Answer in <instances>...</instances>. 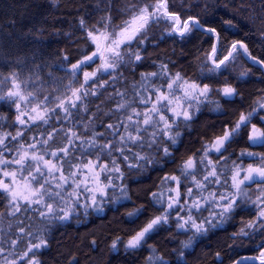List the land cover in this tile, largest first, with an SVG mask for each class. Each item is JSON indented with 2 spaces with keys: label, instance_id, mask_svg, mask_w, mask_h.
Masks as SVG:
<instances>
[{
  "label": "snow or ice",
  "instance_id": "6c2138e0",
  "mask_svg": "<svg viewBox=\"0 0 264 264\" xmlns=\"http://www.w3.org/2000/svg\"><path fill=\"white\" fill-rule=\"evenodd\" d=\"M103 2L102 9L97 4V11L103 14L93 23L85 16L79 18L81 36L76 51L62 49L57 54L56 67L64 72L63 77L51 71L45 75L41 65L28 67L23 59L8 66L6 72L0 69V109L14 107V123L21 126L15 133L5 131L9 117L0 111V203L4 205L0 210V264H41L39 255L50 244L46 233L51 228L69 223L80 209L87 216L89 209L103 212L106 203L131 201L129 186L124 183L125 169L142 173L150 166L163 168L168 163L174 167L159 177L157 190L149 193L156 214L123 242L126 251L147 245L150 255L145 264H170L148 241L163 226L174 224L178 233L187 235L180 242L176 264H186L185 257L197 243L237 217L239 226L229 237L233 241L229 247L264 237V152L249 150L264 147V95L254 99L248 110L240 111L234 121L225 122L211 135H202L195 150L179 158L174 152L181 142L180 129L192 130L204 107L214 105L210 111L224 114L221 101L232 104L241 96L224 74L241 60L251 62V67L235 76L236 81H246L252 68L264 69V56L254 55L243 39L225 44L220 31L206 25L198 14L184 10V0L179 9L175 0ZM188 6L199 7L191 0ZM161 25V38L186 40L196 33L208 37L209 48L202 58L197 57L198 71L188 76L173 71L174 65L160 63L156 70L140 72V79L123 92L106 96L109 100L119 97L115 107L103 113L116 122L105 124L101 117L102 126L110 132L86 135L77 130L80 121L76 117L89 110L91 98L104 95L100 90L118 80L123 75L121 69L144 62L145 46L155 39L152 30ZM224 25V31L236 30L232 20H225ZM260 32L264 36V28ZM217 82L222 86L215 87ZM53 120L68 124L58 128ZM89 121L94 123L91 118ZM32 126L48 127L41 138L25 140L22 129L31 131ZM88 128L85 124V132ZM109 134L112 140H98ZM242 136L247 137V147L238 153L230 151ZM10 142H14L11 147ZM145 148L155 150V155ZM74 150H81L79 157L74 156ZM6 153H12L11 158ZM30 211L40 217V226L34 231L26 229L20 219V214ZM146 211L140 204L125 215L135 223ZM6 219L7 228H15V238L7 239L4 234ZM120 243L117 236L111 248L116 250ZM255 250L258 255L240 257L233 264H264V238ZM69 264L79 261L73 256ZM214 264H224L220 252L215 253Z\"/></svg>",
  "mask_w": 264,
  "mask_h": 264
},
{
  "label": "trees",
  "instance_id": "16d2710c",
  "mask_svg": "<svg viewBox=\"0 0 264 264\" xmlns=\"http://www.w3.org/2000/svg\"><path fill=\"white\" fill-rule=\"evenodd\" d=\"M98 3L101 9L104 8L103 0H0V69L6 72L8 66H14L18 59H23L28 67H32L33 64L41 65L45 75L51 71L57 77H63L64 72L56 67L57 54L62 49L76 51L81 36L79 18L85 16L89 23H93L99 15L103 14L97 11ZM175 3L179 9L181 0H175ZM191 3L198 4L199 7L189 8V0H184V10L194 15L198 14L206 25L220 31L225 44L233 39H243L248 43L254 55L264 56V36L260 32V29L264 28V22L261 19L264 18V0H191ZM225 20H232L236 25V30L224 31ZM163 27L161 25L159 28H153L155 39L145 46L147 50L143 55L146 59L142 64L127 70L121 69L123 75L108 85L106 89L100 90L104 95L91 98L89 110L80 112L76 117V120L80 121L75 125L77 130L86 135H90L92 131L110 132L111 130L102 126L101 117L105 124L116 122L115 119L109 120V117L104 116L103 113L113 109L119 97L113 96V99L109 100L106 96L114 94L117 90L123 92L126 87L140 79V72L156 70V65L160 63L169 64L170 67L174 65L173 71L179 70L188 76H193L198 71L197 57L202 58L204 50L209 48L211 41L208 37L202 33H196L186 40L167 36L161 38ZM240 64L241 68L251 67V62L245 63L241 60ZM25 74H27V69H25ZM236 75L237 73L230 69L224 77L239 88L241 96H238L236 102L232 104L221 101L224 114L210 111L209 109L214 105H207L202 112L197 114L192 130L180 129L181 142L174 149L177 158L198 148L202 135H211L213 130L219 129L225 122L234 121L238 118L240 111L248 110L254 99L264 95L262 91L264 90V69L252 68V74L246 81H236ZM224 77L220 78L221 82ZM221 82H217L214 86H222ZM46 87H51V85H46ZM129 93V98H131L130 89ZM217 98L213 96V99ZM0 111L9 117V120L4 122V130L15 133L16 129L21 126L14 123V107L5 106ZM93 113L96 115L93 116ZM81 117L84 119L81 120ZM89 118L94 123H90ZM121 119H123L122 116ZM53 124L59 128L68 122L53 120ZM85 124H89L87 132L84 129ZM45 127L48 126H32L31 131L22 129L26 133L25 140L31 137L41 138ZM112 139L110 134L98 137L100 142ZM246 139V136H242L230 148V151L235 150L238 153L241 148L247 147ZM13 143L10 142L9 147ZM249 150L264 152V147L255 146ZM144 151H151L155 155V150L145 148ZM80 153L81 150H74L75 157H79ZM6 155L11 158L12 153H6ZM161 163L164 162L161 161ZM173 167L172 163H168L163 168L150 166L142 173L135 170L128 172L125 169L128 175L124 183L129 186L131 201L116 205L106 203L103 205V212L96 213L89 209L87 216L84 215L83 209H80L69 223L51 228L50 232L46 233L50 244L42 249V255H39L41 264H69L73 256L79 264H145L146 258L150 255L147 245L143 249L132 252L125 250L123 242H126L150 215L156 214L149 203V193L157 190L155 185L159 182V177ZM116 194L119 195L118 190ZM140 204H144L147 211L135 223H131L125 214ZM3 207L4 205L0 203V210H3ZM20 219L23 220L26 229L31 227L34 231L40 226L38 213L30 211L27 214H20ZM78 220L80 222H77ZM238 221L239 217L233 223L225 225L222 230H217L203 238L196 244L195 250L191 251V255L185 257L186 264H214L216 252L221 253L224 264H233L234 260L243 256L258 255L255 249L260 239L264 237L246 239L242 242V246L237 243L229 247L233 244L229 237L238 228ZM4 234L7 239L16 236L15 228L11 230L7 228V219L4 222ZM117 236L121 237L122 243L116 250H113L111 243ZM186 239L187 235L178 233L175 225L170 224L163 226L155 233L148 244L157 249V255H163L170 264H176L178 250L181 248L180 242ZM93 240L96 241L95 245L91 244ZM5 247L9 245L6 243Z\"/></svg>",
  "mask_w": 264,
  "mask_h": 264
},
{
  "label": "rangeland",
  "instance_id": "374dc122",
  "mask_svg": "<svg viewBox=\"0 0 264 264\" xmlns=\"http://www.w3.org/2000/svg\"><path fill=\"white\" fill-rule=\"evenodd\" d=\"M243 68H241V64L240 62L235 66L234 69H232V71H235L237 74L239 71H241ZM83 202V201H82Z\"/></svg>",
  "mask_w": 264,
  "mask_h": 264
}]
</instances>
